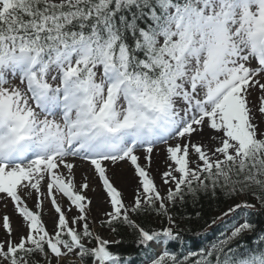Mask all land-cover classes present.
I'll list each match as a JSON object with an SVG mask.
<instances>
[{
  "label": "snow or ice",
  "instance_id": "6c2138e0",
  "mask_svg": "<svg viewBox=\"0 0 264 264\" xmlns=\"http://www.w3.org/2000/svg\"><path fill=\"white\" fill-rule=\"evenodd\" d=\"M262 76L264 0H0V202L23 229L14 239L10 217L0 219V264H137L92 231L85 190L95 189L76 182L77 159L110 204L101 227L131 229L139 264H264L249 202L264 209ZM160 145L164 192L148 170ZM121 162L137 179L130 205L108 174ZM218 191L244 202L193 250L172 209ZM33 197L35 209L50 199L51 231ZM153 213L168 226L132 218Z\"/></svg>",
  "mask_w": 264,
  "mask_h": 264
},
{
  "label": "trees",
  "instance_id": "16d2710c",
  "mask_svg": "<svg viewBox=\"0 0 264 264\" xmlns=\"http://www.w3.org/2000/svg\"><path fill=\"white\" fill-rule=\"evenodd\" d=\"M162 192L165 189L161 190ZM245 199L241 196L238 199H232L223 192H219L215 197L200 193L198 199L193 203L192 197H187V202L181 206L180 202H177V205L172 209L174 216L176 217L177 225L179 226L178 230L182 231L183 239L187 244H190L193 250H196L197 247L206 244L202 240V236L207 233L215 234V229H209V225L212 223V220L215 219L219 214L228 210L230 206L237 203L239 200ZM249 202L256 204V214L251 217L252 220L258 226H264V209L260 208L257 201L254 199H249ZM199 213V215H197ZM136 219L137 222L146 229L159 230L164 226H168L166 222H162L158 219L153 213L151 216H145L141 214L139 218L135 215L132 217ZM105 220V217H100L99 219L90 221L95 222L98 226V229L92 228L93 223H91V228L94 233L103 234L111 240H119L120 243H111L109 245L110 250L129 256L137 261L139 264L140 255L138 254L139 250L135 243V235L131 229H121L119 234L111 233L106 228L101 227V223ZM101 235V234H100ZM253 234L246 233L245 239L248 240ZM202 237V238H201ZM207 238V237H206ZM209 238V237H208ZM210 241V239H209ZM175 248V245H172ZM76 261V260H75ZM75 261H72V264H75Z\"/></svg>",
  "mask_w": 264,
  "mask_h": 264
},
{
  "label": "rangeland",
  "instance_id": "374dc122",
  "mask_svg": "<svg viewBox=\"0 0 264 264\" xmlns=\"http://www.w3.org/2000/svg\"><path fill=\"white\" fill-rule=\"evenodd\" d=\"M260 79L261 82L264 83V76H262ZM258 95H259V91L254 90L252 98L256 99ZM257 115L259 116V113ZM193 138L194 140L200 139V137L196 136V134H193ZM205 140H207V136L205 137ZM163 149L164 146L160 145L154 150L152 155L151 166L148 169L151 175L154 177L155 183L160 188V190L162 189L166 190L167 188V186L163 185L161 180V175L166 170L164 164L165 152ZM137 155L141 156V160L139 161V163L145 165L146 162L143 159V152L139 151L137 152ZM75 163L76 165H78V167L75 169L76 182L79 184L83 182L85 179H87L90 188L95 189V191L85 190L87 196L92 200V203L90 205L92 210L90 219L95 220V219H99L100 217H105L104 213L106 211H110L111 209H110V204L105 202V194L102 192V183L99 182L98 177L95 176L93 172L89 171L86 163L81 162L78 159L75 161ZM79 163L82 164V166L79 167ZM133 173H134L133 167L130 166V163H125V162H121L114 168L110 167L108 173L109 176L113 178L114 185L118 188V190L122 191L124 201L128 205L132 204L133 202L134 190L137 185V179L134 177ZM57 199L65 209L68 208L69 202L67 201L66 198L61 199L58 196ZM27 203L29 208L41 212L42 219L44 220L46 227L48 228L49 231H51L53 229L54 222L57 219V214H55L54 209L51 206L50 199H43L41 209H35V203H36L35 197L27 200ZM77 214H78V210H76L74 206L72 211L67 212L69 218ZM4 215H8L10 217L13 228L15 229L13 238L18 240L21 236V233L23 232V229L20 227L22 218L19 217V215L14 212V205L12 203H8L5 206L3 202H0V219H2ZM95 222L93 223L92 228L94 227L95 229H98V226L96 225ZM100 234L103 238L109 239L103 234V232H100ZM6 238L7 237L5 235V230H3L2 227H0V241H4Z\"/></svg>",
  "mask_w": 264,
  "mask_h": 264
},
{
  "label": "bare ground",
  "instance_id": "6f19581e",
  "mask_svg": "<svg viewBox=\"0 0 264 264\" xmlns=\"http://www.w3.org/2000/svg\"><path fill=\"white\" fill-rule=\"evenodd\" d=\"M82 166V164L79 163V167Z\"/></svg>",
  "mask_w": 264,
  "mask_h": 264
}]
</instances>
